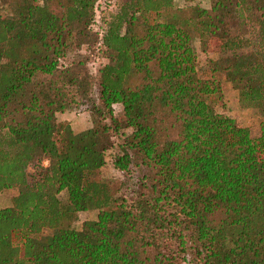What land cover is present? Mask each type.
Returning a JSON list of instances; mask_svg holds the SVG:
<instances>
[{"label": "trees", "instance_id": "1", "mask_svg": "<svg viewBox=\"0 0 264 264\" xmlns=\"http://www.w3.org/2000/svg\"><path fill=\"white\" fill-rule=\"evenodd\" d=\"M184 1L0 0V264H264V0ZM94 34L92 82L64 60ZM221 75L257 138L217 115Z\"/></svg>", "mask_w": 264, "mask_h": 264}, {"label": "rangeland", "instance_id": "2", "mask_svg": "<svg viewBox=\"0 0 264 264\" xmlns=\"http://www.w3.org/2000/svg\"><path fill=\"white\" fill-rule=\"evenodd\" d=\"M40 2V0H37ZM178 5L184 4V0H175ZM188 3L197 4L200 7H205L207 4L203 0H190ZM111 7V6H110ZM110 7H106L102 11H99V7L96 8L95 18L100 21H96L94 23L93 28L95 30H99L102 26L101 15L103 19V15L109 11ZM113 8V7H112ZM113 10V9H112ZM5 10L0 8V15H4ZM106 15H104L105 18ZM98 34V33H97ZM194 47L198 54V61L203 62L206 59L214 58L217 56L216 49L212 43L209 44V47L205 52L199 50L198 41H194ZM82 60L81 63L76 64V66L85 70L92 82L94 81L92 77H94L96 73V69L98 66L104 62V58L101 56L99 45L97 42V35L94 34L91 37H82L79 38L77 46L73 48L72 53L68 55V57L64 60L65 62H69L73 58ZM77 59V60H78ZM219 103L215 106L217 115H226L230 116L235 120V122L240 126H245L248 128L249 134L252 138H257L259 136V120L260 116L253 109L241 108L236 101V94L234 89L230 86V84L223 78L221 75L219 82ZM94 90V88H93ZM117 110V107L114 108ZM119 114V113H116ZM58 119L68 120L71 123L70 127L73 131L81 130L85 128L87 125H90V115L86 111L81 110H70L64 111L61 113H57ZM128 132V129L124 130ZM106 162L103 167L98 171L97 177L103 180H112L117 181L121 179V173L115 169L109 161L108 156L106 157ZM14 193L13 189H7L0 191V207H4L9 203L10 196ZM59 198L61 201H65L64 192L59 193ZM95 218V210L92 208L78 211L76 213V217L71 221V227L77 229L80 227L83 221L91 220ZM51 230L47 228H43L41 230V236L48 235Z\"/></svg>", "mask_w": 264, "mask_h": 264}, {"label": "crops", "instance_id": "3", "mask_svg": "<svg viewBox=\"0 0 264 264\" xmlns=\"http://www.w3.org/2000/svg\"><path fill=\"white\" fill-rule=\"evenodd\" d=\"M66 120H67V119H66ZM67 121H68V120H67ZM68 123H69V122H68ZM69 125H71V123H69ZM87 126H89V125H87ZM87 126H86V127H87ZM86 127H85V128H86ZM83 129H84V128H83ZM81 130H82V129H81ZM72 131H73V130H72ZM77 131H79V130H77ZM77 131H74V132H77Z\"/></svg>", "mask_w": 264, "mask_h": 264}]
</instances>
